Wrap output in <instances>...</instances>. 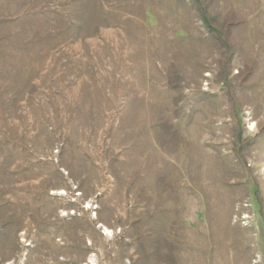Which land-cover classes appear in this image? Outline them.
<instances>
[{"label":"rangeland","instance_id":"374dc122","mask_svg":"<svg viewBox=\"0 0 264 264\" xmlns=\"http://www.w3.org/2000/svg\"><path fill=\"white\" fill-rule=\"evenodd\" d=\"M0 264H264V0H0Z\"/></svg>","mask_w":264,"mask_h":264}]
</instances>
